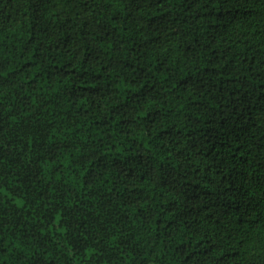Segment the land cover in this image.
Here are the masks:
<instances>
[{"label": "trees", "instance_id": "trees-1", "mask_svg": "<svg viewBox=\"0 0 264 264\" xmlns=\"http://www.w3.org/2000/svg\"><path fill=\"white\" fill-rule=\"evenodd\" d=\"M0 264H264V0H0Z\"/></svg>", "mask_w": 264, "mask_h": 264}]
</instances>
